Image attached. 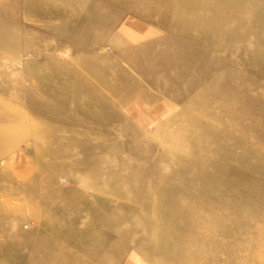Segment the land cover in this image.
I'll return each instance as SVG.
<instances>
[{"label": "rangeland", "instance_id": "374dc122", "mask_svg": "<svg viewBox=\"0 0 264 264\" xmlns=\"http://www.w3.org/2000/svg\"><path fill=\"white\" fill-rule=\"evenodd\" d=\"M0 264H264V0H0Z\"/></svg>", "mask_w": 264, "mask_h": 264}, {"label": "crops", "instance_id": "0c3cea01", "mask_svg": "<svg viewBox=\"0 0 264 264\" xmlns=\"http://www.w3.org/2000/svg\"><path fill=\"white\" fill-rule=\"evenodd\" d=\"M130 112L142 123L152 121L154 115H156V110L152 111L151 113L148 111L143 110L142 108H135L134 105L129 107Z\"/></svg>", "mask_w": 264, "mask_h": 264}]
</instances>
